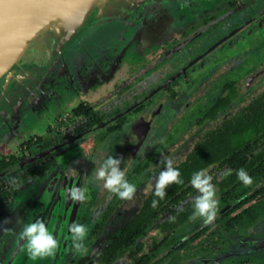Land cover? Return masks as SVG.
<instances>
[{"label": "flooded vegetation", "instance_id": "obj_1", "mask_svg": "<svg viewBox=\"0 0 264 264\" xmlns=\"http://www.w3.org/2000/svg\"><path fill=\"white\" fill-rule=\"evenodd\" d=\"M259 112L264 0L200 7L161 0L142 10L139 24L89 26L43 60L14 63L0 75V210L23 188L41 196L47 185L71 182L88 190L76 222L89 232L86 251L70 244L65 264H264ZM243 133L250 140L242 141ZM228 134L237 138L236 147L200 146ZM217 147L219 155L211 158ZM201 149L216 185L214 220L191 216L196 190L190 177L167 186L165 198L151 207L149 185L163 158L181 154L173 167L184 171ZM110 153L127 157L121 167L136 185L131 199L109 193L102 181L89 182ZM241 167L251 184L237 179ZM115 215L121 220L109 243L94 246ZM11 235L0 240V257Z\"/></svg>", "mask_w": 264, "mask_h": 264}, {"label": "water", "instance_id": "obj_2", "mask_svg": "<svg viewBox=\"0 0 264 264\" xmlns=\"http://www.w3.org/2000/svg\"><path fill=\"white\" fill-rule=\"evenodd\" d=\"M161 0H0V75L12 64L41 61L83 29L108 21L136 25L142 10ZM206 6L214 0H182ZM73 183L47 185L41 196L36 189L15 194L0 210V240L12 233L0 264H65L72 256L68 226L76 222L78 202L66 198ZM27 199L23 200V197ZM41 219L58 239L52 256L31 258L18 232L24 223Z\"/></svg>", "mask_w": 264, "mask_h": 264}, {"label": "clouds", "instance_id": "obj_3", "mask_svg": "<svg viewBox=\"0 0 264 264\" xmlns=\"http://www.w3.org/2000/svg\"><path fill=\"white\" fill-rule=\"evenodd\" d=\"M121 161L120 156L107 155L95 168L92 176L89 177V182L99 183L102 181L104 189L109 193L115 194L121 200H126L132 198L136 191V185L127 179L125 170L121 167ZM163 165V168L155 176L154 186L149 185L154 197L151 200L153 208L157 207L159 201L165 198L167 186L173 183H183L180 170L173 167L170 157L163 158ZM236 177L244 185L252 183V177L243 167L236 170ZM212 179L213 177L206 168L194 171L189 178L191 187L196 190L191 204V216L202 218L205 224L211 223L217 215L216 185L212 183ZM87 191L86 187L72 186L67 189L66 198L73 202H82L87 199ZM174 218V216L169 217L170 220ZM68 232L72 248L76 251H86L84 241L89 232L88 225L73 222L68 226ZM18 237L23 241L25 252L33 259L52 256L59 246L58 239L45 222L39 218L24 223L18 232Z\"/></svg>", "mask_w": 264, "mask_h": 264}, {"label": "trees", "instance_id": "obj_4", "mask_svg": "<svg viewBox=\"0 0 264 264\" xmlns=\"http://www.w3.org/2000/svg\"><path fill=\"white\" fill-rule=\"evenodd\" d=\"M259 121H264V112H259ZM258 121V122H259ZM244 125V130H249L248 125H250V122L247 121L246 124H243ZM247 126V127H246ZM242 141H245V140H250V137L248 136V134H244L243 133V136H242ZM236 140L237 138L235 137V135H231V134H228V135H225V136H222V137H211L209 141H206L205 143H201L200 146L203 147L204 145L206 146H209V147H213V146H225L227 148V150L229 149L230 146H234L236 147ZM220 147H217L216 149H212L210 150V156L211 158L213 156H218L219 155V148ZM205 152L203 149L199 150L197 152V154L194 155V157L192 159H190L192 165L191 166H188V167H185L184 171H180V175L182 178H188L191 176V174L200 169V168H203V165L204 162L207 161V155H203Z\"/></svg>", "mask_w": 264, "mask_h": 264}, {"label": "rangeland", "instance_id": "obj_5", "mask_svg": "<svg viewBox=\"0 0 264 264\" xmlns=\"http://www.w3.org/2000/svg\"><path fill=\"white\" fill-rule=\"evenodd\" d=\"M140 18H141V16H140ZM139 24V23H138ZM234 110V109H233ZM199 138H200V136H199ZM198 139V137H196V138H193L192 140H190L189 142H188V147L194 142V141H196ZM114 142H115V140H114ZM114 142H112L113 144H114ZM111 142H110V147H111ZM150 145H154V142L152 141V142H150L149 144H148V146H150ZM182 150V149H181ZM110 155H112V153H110ZM181 154H175L174 156H172L171 157V159H172V162H175L176 160H177V158L180 156ZM116 156H120L121 158H122V161H121V164H123L124 162H126V160H127V157L126 156H124L123 154H116ZM93 188H96V189H98V190H100V188H101V186L100 185H95V186H93ZM100 193V192H99ZM97 196V194H95V197ZM94 197V198H95ZM97 199V198H96ZM95 204V200H90L89 201V204H88V206L90 207V206H92V205H94ZM88 206H85V208H84V216H85V218L88 216ZM121 210H122V208H121ZM121 220V216H119V215H115L114 217H112V219L110 220V222H109V224H108V226L106 227V229H105V231L103 232V234H101V236H100V238L98 239V240H96V243L94 244V246H97V247H102L103 245H106V244H108L109 243V235H110V233L114 230V228L117 226V224L119 223V221ZM116 264H125V262H118V263H116Z\"/></svg>", "mask_w": 264, "mask_h": 264}]
</instances>
